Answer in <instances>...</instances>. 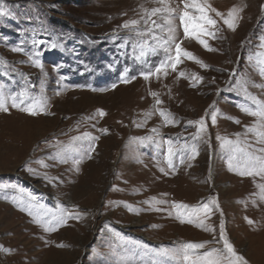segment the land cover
Listing matches in <instances>:
<instances>
[{
  "label": "rangeland",
  "instance_id": "1",
  "mask_svg": "<svg viewBox=\"0 0 264 264\" xmlns=\"http://www.w3.org/2000/svg\"><path fill=\"white\" fill-rule=\"evenodd\" d=\"M208 2L225 18L232 7H243L234 32L227 28L221 17L209 13L221 29L217 36L222 38L209 39L211 46L218 49L216 52L205 50L194 39H184L183 26L178 18L175 20L178 42L210 67L203 69L185 58L175 71L169 68L166 76H152L145 81L137 73L146 70L147 65L132 58L133 44L153 43V33L148 32V26L143 23L138 25L144 33L142 36L118 26L129 19H140L141 5L147 9L161 6L153 0H0V6L9 13L0 17V59L7 61L0 66V84L11 92L27 89L32 96H39L43 83L42 95L47 101L48 113L31 116L12 109L10 101L9 113L0 112V183L10 185L0 195H14L19 188L25 196H36L47 208L56 210L59 203L69 208L76 206L87 213L82 220H69L66 226L48 233L27 213L0 199V264H102V261L123 264L130 258L122 254L117 234L122 240L153 252L179 247L186 242L211 241L214 234L218 239L220 212H215L207 221L216 229L215 233L180 223L174 214L168 215V211L175 212L171 202L196 206L209 197L217 198L226 232L237 251L249 264H264V201L260 200L257 187L264 183V178L241 177L229 171L227 146L222 150L216 139L219 134L235 141V134L245 133L246 126L257 122L256 117L247 115L236 105L251 103L244 97L245 87L264 101V76L254 66L255 61L252 64L247 61L249 54L264 52L257 47L259 37L264 35V11L261 8L264 0ZM168 4L183 9L182 0H168ZM152 19L163 23L159 17ZM114 30L118 38L112 41L110 37ZM156 34L161 33L156 30ZM34 35L37 39L56 40L63 45L45 51L41 57L46 75L31 65L27 55L11 51L23 42L22 46L30 52ZM126 38V47L119 48ZM161 58L150 55L147 62L154 68ZM54 65H61L59 71ZM126 68L131 70L129 75H137V79L118 83ZM233 69L237 70V76L228 84ZM180 72H185L186 77H180ZM193 73L203 77L196 86H192L189 78ZM240 74H244V79L236 85ZM60 76L66 79L57 84ZM113 83H117L115 89L110 88ZM73 85L109 90L92 91L89 87ZM233 85H236L235 89L229 92L227 89ZM218 89L223 90L219 95ZM151 92H156L162 101L156 107L171 112L179 120L178 124L164 125L163 118L154 110L155 98ZM213 104L221 114L215 126L210 119ZM98 109L106 115L85 119ZM146 113L153 114L144 127H136L133 121L144 120ZM201 117H205L208 125L210 146L199 144L198 156L180 164L182 145L191 143V134L196 131L195 127L186 128L185 125L188 120ZM226 117L239 119L240 123ZM152 128L159 130L160 138L173 140L175 172L168 170L169 174L165 175L157 166L159 161V167L167 170L164 158L167 145L157 153L152 145L145 147L130 142V137L153 135ZM99 129H107V134ZM84 132L100 138L92 158L82 162L78 173L69 170L71 162L59 164L46 160L53 165L48 169L31 163L30 167L47 171L51 177L63 181L53 186L24 170L26 162L47 157L57 150L48 147V143L67 145L72 137ZM239 139H247L254 147L264 146L256 144L251 133L241 135ZM76 143L86 145L87 142ZM152 197L169 201V204L157 205L167 211H148L150 206L143 201ZM109 201L126 202L141 211L138 214L131 212L122 204L111 207ZM245 217L253 224L249 225ZM59 244L66 246L58 247ZM212 247H222V244L210 243L196 252L202 254ZM156 259L165 260L162 257Z\"/></svg>",
  "mask_w": 264,
  "mask_h": 264
},
{
  "label": "snow or ice",
  "instance_id": "2",
  "mask_svg": "<svg viewBox=\"0 0 264 264\" xmlns=\"http://www.w3.org/2000/svg\"><path fill=\"white\" fill-rule=\"evenodd\" d=\"M153 2L158 3L161 6L147 9L141 5L140 12L142 15L140 19H129L122 25L118 26L121 29H126L129 32H135L138 36H142L144 33L140 31L138 25L143 23L145 26H148L147 31L153 33V43L149 44L147 42H143L140 44H133L132 58L141 64L147 65L146 70L137 73V75L142 77L145 81H148L152 76H157V78L161 75L166 76L169 68L175 71L177 65L181 64L185 58L194 61L203 69H208L210 67L204 61L196 57L192 52L184 49L181 46V42H178L177 26L175 24V20L177 18L183 26L184 39H194L205 50L209 52H216L218 49L211 46L209 39L222 38L217 36V33L221 29L217 26V21L209 13L214 12L216 16L221 17L227 28L234 32L237 29L238 23L241 19V12L243 11L242 6H234L228 10L227 17L225 18L224 14L213 8L208 0H182V10L179 9V6L176 8L169 6L168 0H153ZM261 8L262 11H264V5H262ZM8 15L9 13L2 6H0V17ZM152 17H159L163 23H158L156 20H153ZM156 30H159V33L161 34H156ZM117 38L116 31L114 30L110 39L115 41ZM259 40L260 44H258L257 47L264 49V35H261ZM22 44L12 47L11 51L27 55L28 61L31 65L40 69L41 73L44 75H46V73L44 72V65L41 59L44 52L63 47V45L58 43L56 40L48 42L46 40L37 39L35 35L31 39L32 50L30 52H27ZM41 45H44V47L41 48ZM126 45L127 38L125 39V42L118 45V47L125 48ZM243 46L244 44L242 42L241 47ZM137 49L139 50L138 54ZM150 55L162 57L154 68L147 62V57ZM247 61L249 64H252L253 61H255L254 66L257 68L260 75L264 76V52H257L254 55L249 54L247 56ZM6 63L7 61L0 59V66L5 65ZM53 67L56 71H59L61 65H54ZM108 67L111 68V65H108ZM130 71V69L126 68L125 71L121 73L118 83H130L131 81L137 79V75H129ZM217 71L222 70L217 69ZM179 75L180 77H186L185 72H180ZM21 76L25 80H28V77L23 73H21ZM235 76H237V70L233 69L230 73V79L226 83L231 84L232 77ZM189 78L192 81V86H196V84L203 80L202 76L195 73H193ZM65 79V76H60L59 80H57V84H61V82ZM243 79L244 74H240V79H237L236 85H239ZM236 85L229 87L227 90L232 92ZM255 86L262 87V85ZM31 87H35V85H31ZM66 87L68 86H65V88ZM72 87L91 88L90 85H73ZM116 87L117 83L110 85L111 89H115ZM43 90V83H41V95L32 96L27 89L18 93L11 92L6 89L5 85L0 84V112L9 113L10 101V107L12 109H17L28 115L37 116L40 114H48L47 101L42 95ZM91 90L103 92L109 89L91 88ZM220 91L223 90L218 89L217 95H219ZM150 94L155 98L154 110L159 112V115L163 118L164 125L178 124L179 120H177L171 112L156 107L162 103V101L158 98V94L156 92H151ZM243 94L245 99L251 103H237L236 106L247 115L256 117L257 122L250 127L246 126L245 133L235 134L237 136L235 141L222 137L219 134H217L216 139L220 142L222 150H225V147L227 146L226 151L228 155L226 163L229 171L234 172L241 177L260 176L261 178H264V146L254 147L247 141V139L243 141L239 139L241 135L247 136L248 133H251L256 138V144L264 145V101L259 100L256 96L249 93L246 87L243 90ZM214 104L210 107L214 108ZM152 114L153 113H146L144 120L133 121V123L138 128L144 127L147 120L151 118ZM96 115L103 117L106 113L103 110L98 109L93 116L86 117L85 119H95ZM206 115H209V113L206 112ZM218 115H221L219 109L214 108V110L210 113V119L213 126L217 123ZM226 118L232 120L236 124L240 123V120L234 117ZM185 127H195L196 131L191 134L192 142L182 145V149L184 151H181L179 157L180 164H184L185 159L192 160L198 156L199 144L205 143L210 146L208 125L205 117H201L197 120H188ZM99 131L107 134L108 130L99 129ZM150 132L153 135L130 137V142H137L145 147L152 145L156 148L157 153L164 147V145H167V151L164 157L167 164V170L164 167H159V161H157V166L159 171L165 175L169 174L168 170L175 172L177 165L173 160V157L176 156V149L173 140L171 138H160V133L157 128H152ZM99 138V136L92 135L89 132H84L80 136L72 137L67 145H62L59 142L55 144L48 143V147L56 148L57 150L52 152L47 157H42L36 161L30 160L26 162L24 170L34 178L42 179L45 183H50L55 186L56 182L62 183L63 181H61L59 177H51L47 171H40L37 168L30 167V164L34 162L41 165L44 169H48L53 165L46 163V160H51L59 164H68L71 162L72 168L69 170L78 173L82 162L85 159L92 158V154L96 149V141H98ZM78 141H86L87 143L86 145L84 143H76ZM137 162L139 163L142 161L137 160ZM9 187L10 185L0 183V193H3ZM257 187L260 189L259 198L261 201H264V183L257 185ZM0 199L11 202L19 211L27 213L30 217H32L35 224L39 225L45 232L48 233L57 231L59 228L66 226L69 220L80 221L87 215V213L79 211L76 206L69 208L59 203H57L56 210L47 208L38 202L36 196L32 194L25 196L19 188L16 189V194L11 196L0 195ZM143 203L150 206L147 209L148 211L160 212L167 211V209H161L157 207V205L169 204L170 202L163 199L158 200L155 197H152L149 200L143 201ZM121 204L131 212L138 214L141 211V209H137L126 202H108V206L111 207ZM170 206L175 210V212L173 213L172 211H168L169 216L174 214L175 218L179 220L180 223L194 225L197 228L209 233H215L216 229L207 223V221L215 214V212H220L221 219L219 222L218 239L214 234L211 241L186 242L181 244L179 247L162 248L153 252L141 245H132L129 242L122 240L119 234H117L116 239L119 241V247L122 254L130 258L125 260L123 264H167L169 261L171 264H249V261L237 251L234 244L229 239L225 228V222L222 218L223 212L220 209V205L216 197H209L205 202L196 206H189L184 203L176 202H171ZM245 219L249 225L253 224L251 219L247 217H245ZM105 227H108V225ZM210 243L222 244V247H212L210 250L204 251L202 254H198L196 252V250L204 249L205 246ZM57 246L64 247L66 245L59 244ZM156 257H162L165 258V260L156 259ZM102 264H109V262L102 261Z\"/></svg>",
  "mask_w": 264,
  "mask_h": 264
}]
</instances>
